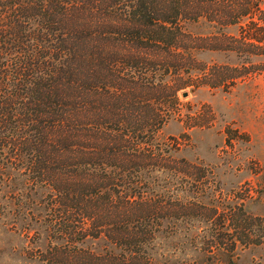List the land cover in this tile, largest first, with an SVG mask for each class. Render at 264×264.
I'll list each match as a JSON object with an SVG mask.
<instances>
[{"label": "trees", "instance_id": "trees-1", "mask_svg": "<svg viewBox=\"0 0 264 264\" xmlns=\"http://www.w3.org/2000/svg\"><path fill=\"white\" fill-rule=\"evenodd\" d=\"M201 18L219 31L184 29ZM235 25L246 27L241 46H224V27ZM194 37L213 44L183 43ZM262 39L264 0H0V213L41 216L47 264H153L160 234L190 229L224 247L204 225L217 209L203 201V171L156 139L168 118L132 116L145 107L128 88L140 66L132 50L154 41L159 56L179 61L185 49L250 51ZM154 81L164 95L169 80ZM217 219L233 251L230 217ZM101 240V249L91 244Z\"/></svg>", "mask_w": 264, "mask_h": 264}, {"label": "rangeland", "instance_id": "rangeland-1", "mask_svg": "<svg viewBox=\"0 0 264 264\" xmlns=\"http://www.w3.org/2000/svg\"><path fill=\"white\" fill-rule=\"evenodd\" d=\"M183 27L194 36H211L219 31L218 25L205 18L185 20ZM242 27L246 29L244 25L224 27L221 43L241 46ZM115 37L112 32L110 50L116 44ZM210 38L194 37L183 43L189 47L210 45ZM255 45L241 52L185 49L179 61H174L171 53L159 56L154 41L148 49L137 45L132 50L140 57L135 59L140 66L135 62L136 67L129 69L132 82L128 88L141 96L145 106L132 116L144 122L152 116L168 118L156 139L179 146L172 155L186 158L192 167L203 171L208 186L203 201L217 209L216 220L214 217L204 225L209 232L218 231L216 237L224 238V243L220 240L224 247L212 248L210 238L204 241L192 229L164 232L154 242L153 264H264V39ZM157 62L163 67L159 68ZM159 76L169 80L161 96L154 81ZM183 82L187 84L176 90L174 102L173 90ZM150 124L148 121L149 127ZM114 137L116 133L111 131L112 142ZM30 205L39 206L35 202ZM11 210L0 213V264H47L40 258L46 240L37 236L43 233L41 216L35 213L37 223L34 218L29 221L31 212L19 209L18 215L15 207L11 206ZM220 215L230 217L225 224L238 236L233 251L229 250L232 243L227 241L230 235L221 225L224 219H217ZM28 221L32 225L29 229ZM103 243L91 244L101 249Z\"/></svg>", "mask_w": 264, "mask_h": 264}]
</instances>
